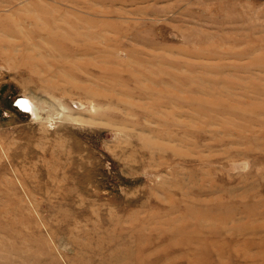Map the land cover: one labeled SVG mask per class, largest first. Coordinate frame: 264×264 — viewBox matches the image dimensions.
Instances as JSON below:
<instances>
[{
	"label": "rangeland",
	"instance_id": "obj_1",
	"mask_svg": "<svg viewBox=\"0 0 264 264\" xmlns=\"http://www.w3.org/2000/svg\"><path fill=\"white\" fill-rule=\"evenodd\" d=\"M0 264H264V0H0Z\"/></svg>",
	"mask_w": 264,
	"mask_h": 264
},
{
	"label": "bare ground",
	"instance_id": "obj_2",
	"mask_svg": "<svg viewBox=\"0 0 264 264\" xmlns=\"http://www.w3.org/2000/svg\"><path fill=\"white\" fill-rule=\"evenodd\" d=\"M19 102L22 103V105L24 107V110L27 113H30L31 112L33 116H36V114H37L36 106L33 104L32 101H30L29 99H27V98L24 97V98H20L19 99Z\"/></svg>",
	"mask_w": 264,
	"mask_h": 264
},
{
	"label": "water",
	"instance_id": "obj_3",
	"mask_svg": "<svg viewBox=\"0 0 264 264\" xmlns=\"http://www.w3.org/2000/svg\"><path fill=\"white\" fill-rule=\"evenodd\" d=\"M18 105H19L21 108H23V109H24V107H23L22 103H21V102H19V100H18Z\"/></svg>",
	"mask_w": 264,
	"mask_h": 264
}]
</instances>
